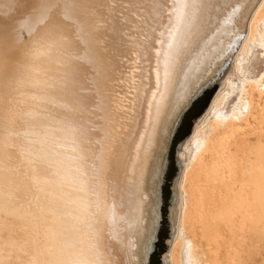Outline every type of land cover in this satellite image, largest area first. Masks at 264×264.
Segmentation results:
<instances>
[{
	"label": "bare ground",
	"instance_id": "6f19581e",
	"mask_svg": "<svg viewBox=\"0 0 264 264\" xmlns=\"http://www.w3.org/2000/svg\"><path fill=\"white\" fill-rule=\"evenodd\" d=\"M115 1L0 0V264H264V0Z\"/></svg>",
	"mask_w": 264,
	"mask_h": 264
},
{
	"label": "rangeland",
	"instance_id": "374dc122",
	"mask_svg": "<svg viewBox=\"0 0 264 264\" xmlns=\"http://www.w3.org/2000/svg\"><path fill=\"white\" fill-rule=\"evenodd\" d=\"M159 1H161L162 3H163V8L165 9V2H167L168 0H159ZM130 5H131V3H129L127 0H116L115 2H113V3H110L109 4V6H110V9H111V12H110V14H111V17L113 18V20H115V21H117L118 23H120V24H122V23H125L126 22V20L128 19V16L130 15V16H133L134 15V13H132L131 11H130ZM137 9H139V10H141V11H144V8L140 5H137ZM129 13V15H127L128 13ZM167 15V12H164L163 13V18H161L162 20H165V16ZM129 28H128V30L125 32L126 33V35L124 36L125 37V39H127L128 40V42H127V46H129V47H131V46H134L135 44H133V43H131L130 41H133V40H140L141 42H140V44L137 46V47H140V48H144V46L146 45L147 46V48L149 49H147V50H144L145 52H146V55L144 56V57H142V64L143 65H141V67H144L145 68V70L146 71H148V76L149 75H151L152 74V72H153V60H154V57H153V53L157 50V48H156V41H155V39L154 38H151V36H150V40H148L147 41V43L145 44V42H144V40H145V36L143 35V33H141L140 32V29L139 28H137V31H138V33H135V31H136V27L134 26V24L133 23H129ZM139 29V30H138ZM131 30V31H130ZM158 33V32H157ZM156 33V34H157ZM137 41V42H138ZM144 43V44H143ZM124 48V47H123ZM126 48V47H125ZM132 48V47H131ZM117 49H115V51H116ZM114 51V54L116 53ZM123 50H118V52L116 53V55L114 56H112L113 58H108V60H110V62L108 61V65L107 66H109L110 68L107 70V66L105 65L103 68H98L97 70H96V72L98 73V71H99V74L100 75H102L103 73V79L102 80H99L100 82H102V83H105L106 81H107V78H111L114 74H115V72H114V74L112 75V72H111V74H109V72L110 71H116V74H117V72H118V69L117 68H119L120 67V63H119V61H121V58L123 59V57H126L125 55V53L124 52H122ZM120 52H122V53H120ZM123 54H125V55H123ZM131 54H133V51H131L130 52V54L127 56V58H125V60H127L128 62H131ZM235 54V52L233 53V55ZM119 56V57H118ZM122 56V57H121ZM118 58V59H117ZM120 58V59H119ZM112 59H113V61H112ZM116 60H117V62H116ZM117 63H115V62ZM263 64H264V54L262 53V52H260V49H258V52H257V54L255 55V58H254V60H253V69L251 70L252 71V73H253V75H258L260 72H261V70H262V67H263ZM114 66H116V67H114ZM230 66H231V60H229L228 62H227V64L225 65V67L222 69V71L223 72H226L227 70H228V68H230ZM106 69V71L105 70H103V69ZM117 69V70H116ZM120 69V68H119ZM102 70H103V72H102ZM110 70V71H109ZM125 71H129V69H127V70H125ZM146 71H145V73H146ZM101 72V73H100ZM144 72V71H143ZM93 74L92 75H96V74H94L95 73V71L94 72H92ZM126 73V72H125ZM106 74V75H105ZM115 74V75H116ZM90 76H91V74H90ZM111 76V77H110ZM223 74L221 75V79L223 78ZM105 78V79H104ZM218 80H220V79H218ZM100 82H98V83H100ZM103 85V84H102ZM103 87H105V86H103ZM123 90H125V89H123ZM121 91V88H119V92ZM236 100H237V95L236 94H233L232 95V97H231V99L229 100V104H232V103H235L236 102ZM89 102L92 104V105H94L95 104V102H96V99H94V101L92 102L91 100H89ZM94 103V104H93ZM92 109H93V106H90ZM90 108V110H92ZM87 109V108H86ZM142 117H143V115H140V117H139V120H140V124L139 125H141V120H142ZM139 129V128H138ZM96 132L94 131V129H92L91 130V136H92V138L94 139V136L96 137V134H95ZM93 151H95V150H93ZM93 154H95L94 152H93ZM94 159H95V157H96V155H93L92 156ZM89 169V168H88ZM77 170L78 171H80V172H84V173H87L89 170H86L85 169V166H83L82 165V163L81 164H79L78 166H77ZM91 190H93L94 191V193H95V195H96V191L94 190V189H91ZM92 196V195H91ZM92 200H93V203H94V208H93V217H92V219H93V221H97V219H98V217H100L101 215V213L99 212V209H98V207H97V200H96V198L94 197V196H92ZM104 214V215H103ZM106 214H108V213H104V212H102V216H104V217H106L107 215ZM98 215V216H97ZM36 256V254L35 253H33V252H31L29 255H28V257H27V259H29V260H33V259H36V258H39V256H37V257H35ZM80 256H82V258L80 259H78V261H76L75 262V264H101V262H100V260H99V257H97V253L95 252V250L94 249H92V248H84L83 250H82V253H81V255ZM28 264H30V262H28Z\"/></svg>",
	"mask_w": 264,
	"mask_h": 264
}]
</instances>
